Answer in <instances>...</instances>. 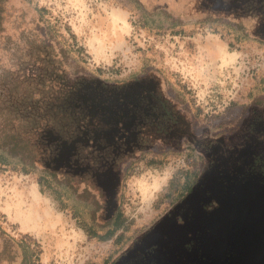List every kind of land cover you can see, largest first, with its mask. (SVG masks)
Segmentation results:
<instances>
[{
    "label": "water",
    "instance_id": "1",
    "mask_svg": "<svg viewBox=\"0 0 264 264\" xmlns=\"http://www.w3.org/2000/svg\"><path fill=\"white\" fill-rule=\"evenodd\" d=\"M133 1L160 28L223 23L264 43V0ZM187 149L201 159L192 186L108 264H264V105L215 131L156 68L106 80L67 52L29 0H0L7 157L66 185L72 202L91 205L92 223L105 227L144 154ZM0 264H29L1 227Z\"/></svg>",
    "mask_w": 264,
    "mask_h": 264
},
{
    "label": "rangeland",
    "instance_id": "2",
    "mask_svg": "<svg viewBox=\"0 0 264 264\" xmlns=\"http://www.w3.org/2000/svg\"><path fill=\"white\" fill-rule=\"evenodd\" d=\"M30 3L89 71L124 81L154 67L215 131L235 126L257 95L264 96V43L226 24L160 28L133 0ZM17 162L0 159V227L25 246L30 264H108L183 196L201 168L189 150L144 154L124 182L121 225L102 240L116 218L96 227L89 206L73 205L51 175Z\"/></svg>",
    "mask_w": 264,
    "mask_h": 264
},
{
    "label": "flooded vegetation",
    "instance_id": "3",
    "mask_svg": "<svg viewBox=\"0 0 264 264\" xmlns=\"http://www.w3.org/2000/svg\"><path fill=\"white\" fill-rule=\"evenodd\" d=\"M236 30V29H235ZM236 31H238V30H236ZM249 105H253V106H256V105H258V106H263L264 105V96H262L261 94H258L257 95V97L249 104ZM187 150H189V151H191L190 149H187ZM13 151H15V149H13ZM0 159H1V161H3V162H14V161H19L18 159H16V160H14V161H10V158L8 159V157L6 156V154L5 153H2L1 151H0ZM20 162V161H19ZM19 162H17V163H19ZM57 186L61 189V190H63V192L64 193H66L68 196H69V199H70V201L72 202L73 201V194H72V192L70 191V189L66 186V185H62V184H57ZM77 199H79V200H86L85 199V197H77ZM72 204L73 205H79V206H89L90 208H91V212H92V206L91 205H88V204H83V205H80V204H77V203H74V202H72ZM109 226V225H108ZM108 226H105V227H100L101 229H104V228H107ZM109 231V229H107L105 232H104V234H107V232ZM22 245V244H21ZM22 247L24 248V250H25V252L27 253V251H26V249H25V246L24 245H22ZM28 262H29V260H28ZM30 264V263H29Z\"/></svg>",
    "mask_w": 264,
    "mask_h": 264
},
{
    "label": "trees",
    "instance_id": "4",
    "mask_svg": "<svg viewBox=\"0 0 264 264\" xmlns=\"http://www.w3.org/2000/svg\"><path fill=\"white\" fill-rule=\"evenodd\" d=\"M30 1V0H29ZM37 9V8H36ZM37 11L40 13V15H41V17L43 18V15H42V13H41V11L39 10V9H37ZM49 29H51V28H49ZM54 34V33H53ZM55 35V34H54ZM67 52L70 54V55H72L73 54V52H72V50H70V49H67ZM72 57H73V55H72ZM130 171V170H129ZM129 171H128V173H129ZM128 173H127V175H128ZM127 175H126V177H127ZM125 180H126V178H125ZM121 213H120V211L118 212V214L116 215V219H115V226L112 228V229H109V231L107 232V234L105 235V236H102V240H106V239H108L112 234H113V232H114V229H117L120 225H121ZM26 255H27V253H26ZM27 257H28V255H27Z\"/></svg>",
    "mask_w": 264,
    "mask_h": 264
}]
</instances>
